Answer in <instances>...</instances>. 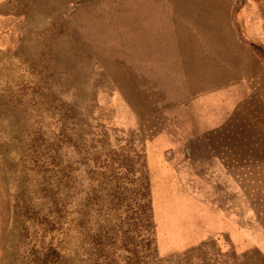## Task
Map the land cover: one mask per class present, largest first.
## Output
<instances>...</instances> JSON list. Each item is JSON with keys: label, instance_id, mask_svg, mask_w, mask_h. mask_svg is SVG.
<instances>
[{"label": "rangeland", "instance_id": "374dc122", "mask_svg": "<svg viewBox=\"0 0 264 264\" xmlns=\"http://www.w3.org/2000/svg\"><path fill=\"white\" fill-rule=\"evenodd\" d=\"M106 9L0 0V264H264V0H169L168 63L225 83L142 80L130 59L150 54ZM205 110L197 137L239 114L258 144L259 160L223 163L232 227L218 230L181 172L218 159V137L186 135Z\"/></svg>", "mask_w": 264, "mask_h": 264}, {"label": "crops", "instance_id": "0c3cea01", "mask_svg": "<svg viewBox=\"0 0 264 264\" xmlns=\"http://www.w3.org/2000/svg\"><path fill=\"white\" fill-rule=\"evenodd\" d=\"M52 1L57 2V0ZM165 1L166 0H90V2L102 3L107 7L106 10L93 11L96 16H103L105 12L111 13L113 18L124 20V23H122L123 28L128 34L127 37H125V41L131 45L129 48L130 50L148 51L150 54V56L145 59L138 56H135V58L131 57L130 59L131 68L134 70L133 72H135L142 80L166 81L170 75L169 73L173 71L176 72L175 75L179 77L180 81H212L213 79L205 78L207 75L205 73L222 76V78H217L215 81L225 83L232 80L233 72L228 70V72H226L221 68L217 70H209V72L207 71L203 74L200 73L201 78H198L199 74L196 72L192 73L190 70H187L188 74H184L182 71L184 66L182 67L177 63H168L166 55L161 51L165 38V28L163 26L165 19L168 18L169 0ZM118 19L117 22L119 21ZM114 24L117 25L116 23ZM119 26L120 24H118V27ZM237 66L240 69L234 76L243 77L245 75L248 77V65H243V62H239ZM208 109L209 111L211 110L210 107H208ZM214 110L219 111L220 113H225L226 107H215ZM206 111L208 110H205L204 114L201 113L198 120L194 119L192 123H188L189 125H192V128L187 127L186 135L194 133L195 140L200 139L204 145L206 142L212 144V139L218 137L220 144L216 145V148L218 149L215 152V154H218V159L215 158L209 161V157H204L200 160L199 166L195 165L189 167L186 165L183 166L181 172L184 174L185 178L189 179L191 176L200 181V183H198L199 187H201L199 193L202 197L209 199V204L211 206L208 208L203 206L201 208L202 217L208 218V220L210 219L216 225L218 230L220 226L227 227V222L228 227H232V221L227 220L226 214L220 212V209L223 210L224 208L226 209L227 206L231 207L233 205L232 174L228 172L224 164L231 161L234 165L241 162L259 160L255 157L258 144L256 143V138H251L249 141L245 136L244 131L247 130L244 128L245 123L242 122L241 115L237 113L235 117L232 115L229 118V120L222 126V131L218 134L205 133L197 137V132L202 129V124L205 123L206 117H209V113ZM249 143H251V145ZM221 146L223 148H221ZM227 146L230 148V158L228 157ZM212 148L213 146H210V150H212ZM248 154H252L253 159H250ZM215 208H218V210ZM213 210L215 213L212 214L211 211ZM207 211L210 212L207 213ZM205 225L209 226L208 223H205Z\"/></svg>", "mask_w": 264, "mask_h": 264}, {"label": "bare ground", "instance_id": "6f19581e", "mask_svg": "<svg viewBox=\"0 0 264 264\" xmlns=\"http://www.w3.org/2000/svg\"><path fill=\"white\" fill-rule=\"evenodd\" d=\"M250 103V101L249 102H247V104H249ZM253 104V101H251V105ZM250 110L252 109L251 107L249 108ZM253 110V109H252ZM252 133V129H249L248 131H247V138H248V140L250 141L251 139V137L249 136V134H251Z\"/></svg>", "mask_w": 264, "mask_h": 264}]
</instances>
